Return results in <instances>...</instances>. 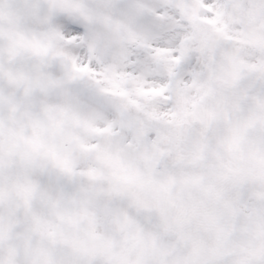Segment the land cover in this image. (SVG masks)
I'll return each mask as SVG.
<instances>
[{
	"label": "rangeland",
	"instance_id": "374dc122",
	"mask_svg": "<svg viewBox=\"0 0 264 264\" xmlns=\"http://www.w3.org/2000/svg\"><path fill=\"white\" fill-rule=\"evenodd\" d=\"M28 1L30 3L26 5ZM38 1L36 6L34 0H0L1 19L3 18L5 23L6 20L14 19L13 23L18 22L20 25V28L16 30L14 27L11 29L8 24L6 40L0 43V61L3 63V67L6 68V64L9 62L4 54L5 45L11 43L15 53L20 50L24 51L28 39L38 41L41 44L45 42L44 40H49L47 54L50 60L49 64L53 67V70L45 67L46 70L43 72L36 70V76L29 70L22 68L25 72H23L19 82L15 83L9 81L13 74L11 71L6 69L3 73L0 91L2 89L3 93L14 103L20 92L22 93L21 88L23 87L25 90L24 97L27 99L23 105L22 103L16 105L17 123L0 140V203L11 200L14 203L23 204L27 199L16 195L15 191L10 196L12 189L8 184V178L13 180L14 176L11 169L5 168L7 164L10 168L11 163L15 161L11 154L12 150L19 158H24L22 151L17 150L18 147L24 145L23 141L26 140L25 136H19L21 134L19 131L27 133L23 125L30 118L33 126L38 129L40 126L48 128L50 118L57 116V129L61 136L73 132V139L77 136L85 137L87 128L93 123L94 127L90 129L89 133L91 135L99 130L104 133L116 132L117 136L110 135L113 140H108L101 147V155L97 157L100 166L91 163L86 169L80 168L74 171L61 169V172L62 174L68 172L72 176L69 179L71 184L75 182L73 178L78 180L77 177L89 179L87 183L91 181L100 182L96 188L98 191H95L100 193L99 197L95 195L99 198L97 201L85 195L82 197L104 205V207L99 206L97 216L101 225L97 229L96 235L104 238L106 232L102 226L112 216L119 218L128 227L129 232L124 241H126L125 249L129 251V255L140 256L141 258L146 255L148 258H154L153 264H157L159 259H167L170 250L167 245L172 246L167 242L160 244L158 241L160 239L159 233H154L146 229L145 226L142 228L140 221L143 223L155 222L158 225H166L168 228L177 230L178 240L173 244L174 251L181 247V241L188 243L196 233L200 232L204 236L214 235L212 230L206 232L207 228L202 225V221L209 219V214L204 215L202 210L207 207L211 209L217 203L220 204L221 208H226L229 206L228 204H234L239 210L229 207L231 211L236 210L240 216L247 214L250 220L255 221V225L260 224L259 206L252 196L258 192L264 193V159L259 156L254 163L257 168H260L259 173L263 177L248 172L243 173L245 178L239 177L240 171L231 169L223 161L224 153L217 147L214 140L215 135L213 136L209 125L210 123H217L216 133L222 137L226 146L231 142L234 146L239 147L241 141L244 144L241 152L258 143L263 144L259 132L264 133V52H257L253 45L247 41V38H252V35L247 33L245 28L244 31L241 29L242 26L235 17L238 12L237 7L235 6L231 12L228 3L230 0H165L169 4H165L164 0H143L150 5L149 7L145 6V9L142 0H133L132 2L128 0ZM85 4H89V6ZM175 4L182 6L190 16L192 13L195 16L196 13L204 14V19L210 26L204 25V27L208 28L206 32L212 35L210 36L211 42L204 39V35L203 38L198 37L196 39L193 32L186 29H180L179 35L170 32L172 28L168 25H171L172 21L177 27L180 26L178 22L184 21L179 16L178 19H175L173 13H169L174 12L178 15L174 7L179 5ZM91 5L95 11V13H91L93 20H90L88 16L79 15L83 18L81 28H84L85 24H91L90 33L87 34L84 41L75 40L81 38V30L77 28L73 32L70 29L67 16H62L58 21L57 19L67 10L71 14L70 20H72L76 11H86ZM250 8L253 11L255 5H251ZM149 12L167 16L171 20H166V17L163 18L161 30L157 31L155 24L158 18ZM49 13L54 14L49 15ZM249 17L250 19L253 18L252 12H250ZM48 18H50V23ZM76 21L81 22L78 19ZM59 22V26H62L64 32H67L66 35H74V44L72 39H65L64 34H57ZM248 23L261 31L264 30V24L253 23L252 20H249ZM116 29L119 31L114 36L113 31ZM150 29L155 31L150 32ZM58 32L60 33L59 29ZM141 38L143 40H140ZM57 39H62L64 42H58ZM223 40L234 42L235 51L240 57L237 64L243 65L231 72L232 80L239 84L241 93L247 91V85H249V89L253 87L251 91H248V93L252 92L253 99L248 100L247 104L236 99L233 102V108L226 115L216 107L219 93L217 75L220 71H215L216 67L213 69L208 62V60L216 59L221 65L223 64L225 61L224 50L228 49ZM191 43L194 53L189 55L188 46ZM253 43L257 44L254 40ZM92 45H99L96 46V54L93 52L86 53L88 49L92 48ZM259 45H264V37L261 38ZM213 46L215 49H212ZM200 51H203V55ZM193 54L195 55L192 56ZM88 60H90V67ZM73 62H75L76 71L81 70L93 76L94 82L90 87L84 85L81 88V81H79L74 88L76 92H74L73 86H71V81L73 82L74 79L70 76L58 75L60 73L57 72V64L67 63L70 66ZM15 63L21 64V62ZM71 67L72 65L70 69H67V72L72 70ZM207 68L209 70L208 79L202 76L199 80V76L204 74ZM166 70L171 72L177 70L178 74L171 79L167 77ZM40 79L52 81L50 82L52 96L51 93L44 90V86L41 87L40 85L41 82L47 83V81ZM199 83L203 91L213 94L212 102L208 104L209 113L203 114L206 127L202 131H199L200 124L197 123L201 119L198 111L200 105ZM95 86L97 88L96 93H98L97 90L105 92L106 100L102 101L96 95L83 92L84 89L91 90ZM257 88L260 91L256 90ZM255 94H261L260 99H257ZM45 95L49 96L48 104L45 102ZM127 102L134 104L137 109L144 110L145 116L142 118L136 115L129 117L122 110V104ZM118 122L121 125L114 124ZM237 123H240L239 140L232 138L229 132L224 131L225 126H236ZM118 126L119 128H117ZM131 128H133L132 132H135V128L139 131L138 141L131 134ZM220 129L223 130V133L218 131ZM54 131L57 133V130ZM163 135L171 137V145L168 149L159 145V139ZM116 140H120L119 143L123 146L126 144L132 148L127 147L130 149L126 151ZM28 142H32V139ZM78 142L80 141L77 140ZM94 145V142L91 143L87 149L93 150ZM187 145L190 146L189 150H186ZM71 148L73 149V147ZM142 148L150 152L149 163L146 161L143 163V159L137 154L138 152L143 155ZM169 151L173 152L176 159L175 171L173 170L175 166L165 168V164H159L160 158L163 159ZM186 157L188 162H186ZM18 161L17 166L12 163L15 172H18L22 178L24 176L25 186H35L37 190L35 193L39 195L38 201L32 202V210L35 214L32 218L34 221L29 222L30 224H37L38 220L46 217L47 206L42 201L57 205V199L60 196V205L68 204L63 199L65 192L63 188L67 187V181L61 180L54 172L53 167L24 164L25 161L20 159ZM150 161H153V164ZM162 175H167L170 180H167V177L161 178ZM186 175L194 178L201 176L208 182L217 183L211 187L213 193L216 190L217 202L214 201L207 205L208 197L203 192H201L202 199L195 198L194 201H188L195 203L194 218H200V226L192 222L193 219L187 214L184 207H180V202L186 200V196H183L187 187V179H184ZM169 181L171 187L178 185L179 191L183 192L173 194L176 211L173 216L167 207L164 208L166 205L161 203L162 199L160 198L166 192V187L169 186L163 184ZM234 182L236 186L241 185L240 190L247 195L244 201H240L238 194L233 195L226 192L228 187L234 188ZM117 189L124 192L123 200L115 201L113 199L112 194ZM2 195L6 196L3 197ZM31 201L32 198L29 197V203L26 205L31 206ZM79 201L81 200L77 199V202ZM227 217L226 211H220L218 222H223ZM190 222L193 223L192 228L188 227ZM255 228H258L255 235H259L261 227ZM229 236L235 241L231 242L230 238L227 237L229 242L220 241L221 243H218L213 238L208 239L205 244L212 249L213 254L220 251L216 257L222 259L221 264H246V261L250 259L246 258L244 251L246 242L241 241L244 238L235 235L234 232ZM21 239L19 232L8 229L5 224L1 223L0 264H26L20 256L26 252V249L19 244ZM7 242L11 244V247H8ZM257 244L254 243L253 248L255 246L257 249ZM142 245H145L146 249H143ZM130 246H134V250L130 249ZM235 246L237 250L233 249ZM155 248H159L160 252H164L166 256L162 254L159 258L154 251L153 256L150 257ZM12 250L14 254H10ZM212 253L206 254L201 251L197 257L210 258L208 255ZM229 256L231 257L230 261L225 259ZM232 258L235 259V262ZM142 259L145 260V264H148L146 258ZM27 260H30V256L27 257ZM225 260L227 261L225 262ZM259 261L260 259L256 258L255 264ZM160 263L158 261V264Z\"/></svg>",
	"mask_w": 264,
	"mask_h": 264
},
{
	"label": "water",
	"instance_id": "95a60500",
	"mask_svg": "<svg viewBox=\"0 0 264 264\" xmlns=\"http://www.w3.org/2000/svg\"><path fill=\"white\" fill-rule=\"evenodd\" d=\"M2 35H3V32H2L1 27H0V38L2 37ZM125 110L129 114L134 113V107L131 105H126ZM11 121H12V117H11L10 109H9L8 105L0 99V136H2L4 133H6ZM162 144L168 145L169 139L168 138L162 139ZM167 161L171 162V157H168ZM115 196L120 197L121 193H116ZM255 198L261 203L262 210L264 213V195L259 194V195H256ZM109 226H110L111 230L119 236L125 231V227L117 220H111L109 223Z\"/></svg>",
	"mask_w": 264,
	"mask_h": 264
},
{
	"label": "flooded vegetation",
	"instance_id": "af4514ba",
	"mask_svg": "<svg viewBox=\"0 0 264 264\" xmlns=\"http://www.w3.org/2000/svg\"><path fill=\"white\" fill-rule=\"evenodd\" d=\"M52 237L57 238V240L61 238H66L67 237L66 230L57 224V229H55V235ZM259 244H260L259 248L261 252L259 251L257 252L256 258L260 259L258 264H262L264 262V236H262L261 240L259 241ZM74 252L75 250L72 251V253ZM102 258H103L102 264H115V263L125 264L124 262H122L123 261L122 258L112 259L111 261L107 260L105 256H103Z\"/></svg>",
	"mask_w": 264,
	"mask_h": 264
}]
</instances>
